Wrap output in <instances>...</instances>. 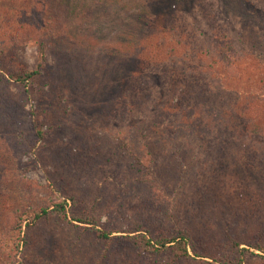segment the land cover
<instances>
[{"label":"rangeland","instance_id":"1","mask_svg":"<svg viewBox=\"0 0 264 264\" xmlns=\"http://www.w3.org/2000/svg\"><path fill=\"white\" fill-rule=\"evenodd\" d=\"M159 15L174 16L176 22L163 24ZM23 25L31 32L28 38L15 33ZM39 43L46 45L48 64L40 85L30 87V96L0 77V225L3 232L20 235L19 221L24 222V242L11 254L14 261L169 264L164 257L140 254L134 238H128L142 222L158 227L171 222L168 216L179 222L204 216L211 220L212 225L193 238L205 261L221 252L222 241L261 239L264 174L240 181V164L238 176L226 178L215 158L221 143L187 140L184 134L160 143L153 141L151 128L163 99L177 105L179 99L196 94L189 64L200 70L197 83L210 86L215 103L223 98L253 109L252 114H238L236 127L227 119L218 129L229 125L232 132L263 130L254 138L264 154V0H0L1 50L13 44L19 61L34 68ZM8 55L2 60L10 59ZM225 57L233 60L236 77L223 66ZM141 70L161 103L155 114L130 103L134 95L146 96L140 88L129 93ZM127 89L129 108L119 102ZM132 115L136 122L129 119ZM32 119L47 140L39 142L34 136ZM130 138L136 141L135 156L121 145ZM152 157L159 158L154 167ZM150 166L158 170L159 180L145 176ZM201 166L204 179L211 178L208 193L225 189L228 182L227 190L247 189L248 207L243 202L240 207L205 204L206 198L200 199L202 171L196 170ZM110 193L120 196L117 202H108ZM71 196L85 203L80 208L94 205L97 225H105L115 239L99 241L93 225L67 222L53 213L36 224L31 221L35 211L53 210L52 205L63 202L69 212L75 210ZM149 198L169 212L146 206Z\"/></svg>","mask_w":264,"mask_h":264},{"label":"trees","instance_id":"2","mask_svg":"<svg viewBox=\"0 0 264 264\" xmlns=\"http://www.w3.org/2000/svg\"><path fill=\"white\" fill-rule=\"evenodd\" d=\"M159 16H161V18L158 17V19L163 24H166L167 22H176L174 16H171V18H164L163 15ZM15 33L20 36L22 35L24 38H28L31 35V32L27 30L24 25L23 27L20 26ZM13 46L14 45L12 44L9 47L11 49L6 51L1 50L0 48V77H4V79L7 77L9 83L14 84L17 88L30 96V87L38 84L40 85L44 72L47 69L48 62L46 45L43 43L38 44V60L34 68H29L19 61L16 57L15 49H12ZM7 53H9L8 57L10 59L7 58V60H2L4 57L3 55ZM222 64L230 76L236 77L238 75V71H236V67L231 58L225 57V59H222ZM187 65L190 71L193 70L197 88L195 92L196 94H194V97L191 96L188 99L186 97L179 99V104L177 105L171 103L173 100H166V98L162 100L163 106L160 109V114L157 115L159 118L154 127L151 128L153 141H161L160 143H164L165 141L176 140L178 134H184V137L187 138V140L198 139L200 142H204L205 144L207 142L217 141L222 145H219V154L217 153L215 158L220 164V171L225 172L224 175L226 178H231L235 175L238 176L239 173H237L236 169L239 168L240 164H243L244 166L240 168L244 173L237 177L240 181H245L247 177L254 175H256L255 177L258 176L257 178H263L264 168L262 169V165L264 163V154L262 155L258 149V146L261 145L259 141H256L258 138H254V136L261 137L263 130L259 131V129L255 128L251 131L246 130L242 132H232L229 127V125L232 127L237 126L233 123L236 122L235 118L241 113V111L247 114L249 111L250 114H252L253 109L247 106L244 107L239 102L230 105L229 101L226 103L223 98L219 99L218 103H215V100H213L210 94V86L205 84L203 81H201V83H197L200 76V70L189 64ZM6 68L7 74L4 76L2 72L6 70ZM195 75H198V77ZM136 76L131 81L129 93L131 90L135 91L137 88H140L141 91L144 90L146 96L137 98L134 95L135 100L130 99V103L135 102V108H137V110L146 109L150 112V114H155L156 106L161 103L152 91L153 88L151 87L152 85H150L148 78L146 75H143V71L141 70L139 75L137 77ZM191 77L193 78V75H191ZM174 82H176V80H174ZM178 83L182 84V87L185 85L182 81ZM129 93L127 89L125 96H122L121 100L119 99L120 104L125 108H129ZM146 117H149V115L145 116V118ZM129 119L133 122L138 120V118L134 115L131 117L129 116ZM227 119L231 124L225 127L226 130H224L225 128L223 130L218 129V127L222 124L221 121H225ZM139 123L143 122L139 121ZM32 124L36 131L34 136H37L38 141L42 142L47 140V134L40 128H37L38 124L34 119H32ZM134 127L137 128L139 126L136 124ZM140 129L143 128L140 127ZM186 134L188 135L186 136ZM132 136H134V134ZM147 139L150 141L149 137ZM135 143V139L130 138V140H122L121 145L128 154L135 156L136 153L133 148ZM156 161H159L158 157H155V159L153 157L151 158V165L153 164V167L154 165H157ZM203 163H205V160L201 165H203ZM153 167H146L148 173L145 176L151 177L152 179H158V170H154ZM196 170L202 171L200 177L202 180L201 182L197 179L199 177L198 175L193 176V179L197 180L201 185L200 187L203 193L200 199L203 201L204 198H206L205 204L219 203L224 205H234L236 207H240L242 204L244 207H248L244 205L247 203L248 198L247 189L240 187V189H237L238 191L236 190V192H234L235 189L227 190L226 188L228 182H224L226 184V188L211 195L208 193L212 192L211 178L204 179L205 174L203 173V166L197 168ZM3 175L4 174L0 177ZM188 176V180L190 181V175ZM188 176L186 175L184 178L186 179ZM222 181L223 180H219L218 182ZM203 184L205 186H203ZM1 189L2 186H0V190ZM109 195L110 197L108 202L111 203L115 201L117 202V199L120 198V196L116 197L114 193H110ZM256 197L257 196L253 195L252 199L256 200ZM68 200L73 202L72 207H74L75 210H71V212H69L68 203L63 202L52 205L54 208L53 210L40 209L35 211L30 217L31 221L36 224L45 216L53 213L57 214L61 220L67 222L71 221L73 223L76 222L80 224L93 225V229L95 231L94 236L99 241L110 242L115 239V237L112 236L114 233H111V231L106 229L105 225L100 226L99 223L101 229H98L99 226L97 223L100 221H97L96 219L97 215L94 210V205H87L83 209L80 208V206L85 204L84 202L76 200L74 196H71ZM195 201L198 203L200 202L202 208L201 201L199 199H196ZM151 204H153L155 206L154 208L157 210L161 209L160 211L164 214L169 212V209H166L164 212V209L160 207L159 202L156 204L153 201V198H149L147 201L145 200L146 206H150ZM76 209L79 210L76 211ZM197 211L202 213L200 209ZM175 213L177 212L175 211ZM161 214L162 213L158 212L159 216ZM168 218L171 219V222L168 221L162 224V226L156 227L154 224L144 221L139 227L132 229L130 233L135 234V236L128 238H134L140 254L146 256L164 257L166 262L169 264H186L189 261L197 264H250L252 257L258 258L264 262V229L260 230L261 239L257 242L252 241L243 243L241 241L233 240L229 241V243L228 241L220 242L219 247L221 248V252L215 257H212V261H205L206 258L196 249L193 238L195 237V234H198L199 232L201 233L202 231L205 232V228L212 225L211 220H206L205 216L196 220L189 217L182 221V218H180V221L182 222L174 221L172 216H168ZM23 223V220L19 221L20 235L7 234V232H3V227L0 225V264H18V262L14 261L11 254H13L15 250L19 252L21 243L24 242V239L21 236V232L23 233ZM196 230L197 232H195ZM121 238L124 239L123 237ZM243 245L248 246L249 249L241 248ZM251 250L259 252L261 255H256Z\"/></svg>","mask_w":264,"mask_h":264}]
</instances>
